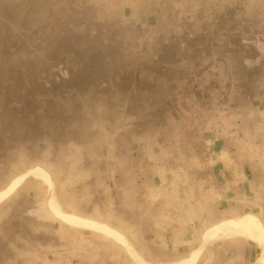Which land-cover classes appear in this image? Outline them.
I'll use <instances>...</instances> for the list:
<instances>
[{"label":"crops","instance_id":"crops-1","mask_svg":"<svg viewBox=\"0 0 264 264\" xmlns=\"http://www.w3.org/2000/svg\"><path fill=\"white\" fill-rule=\"evenodd\" d=\"M62 4L66 5L61 7L63 10L54 8L47 13V40L38 44L40 55L35 54L31 63L21 58L22 44L1 47V57L13 55L19 59L0 61V84L3 82L7 88L0 91V150L26 141L47 124L46 148L51 156H36V161L51 163L53 172L58 169L61 176L40 165L30 166V161H24L17 179L6 174L5 181L0 182V198L14 183L21 182L0 201V224L10 222L19 207L24 206L20 211L29 213L30 220L41 230L33 236V252L38 256L44 250V259L50 264H140L129 248L149 264L145 260L155 256L146 252L164 239L166 245L174 246L171 264L189 263L195 257V264H254L260 257L259 247L247 237L211 241L201 250L206 235L227 224L220 221L208 225V218L196 219L202 211L212 212V208H206L207 203L202 208L199 199L188 204L183 199L177 204V212L194 214L191 231L186 232V220L179 217L177 225L167 224L161 241H151L147 232L149 220L145 218L146 242L131 237L129 223L124 222V229L118 230L84 218L82 213L91 211L90 207H75L68 200L73 192L69 181L77 180L76 186L90 175L83 170L72 175L75 163H90L93 168L110 165L111 172L103 173V178L111 175L113 179L101 186L110 193L120 190L121 195H136L139 174L135 166L141 156L138 149H152L157 137L163 139L164 133L212 132V125L205 120L227 112L232 96H240L242 101V108L237 104L234 112L248 118L243 120L247 126L253 123L251 116L259 118V131L264 133V0H65ZM253 101L259 107L256 115L249 108L255 105ZM159 103H163V109L157 108ZM219 106L224 109L218 110ZM233 114L227 112L225 116L231 119ZM159 116L163 121L158 120ZM194 118L200 122L187 125ZM107 133L112 137H107ZM109 138L115 144H110L115 147V159H105ZM124 147L133 151L129 159H122ZM68 163L71 172L67 171ZM91 166L84 169H92ZM28 177L53 191L47 195L48 208L39 204L26 207L24 200L35 197V192L22 198L19 192L26 182L19 186ZM185 189H179V195L185 197ZM15 191L18 195H13ZM232 200L229 197L224 202L228 205ZM118 203L115 201L114 209L122 212ZM99 209L107 211L103 204ZM161 210L166 213L170 209L164 204ZM58 213L70 221L108 228L122 235L126 244L68 223ZM171 222L174 224L175 220ZM254 222L264 230L259 220ZM246 224L248 221L226 229L234 233ZM203 227L206 230L201 238ZM43 229L50 235L43 234ZM13 245L20 248L17 243ZM123 249L135 263L124 255ZM13 254L10 260L0 255V264L24 263L25 257Z\"/></svg>","mask_w":264,"mask_h":264},{"label":"rangeland","instance_id":"rangeland-1","mask_svg":"<svg viewBox=\"0 0 264 264\" xmlns=\"http://www.w3.org/2000/svg\"><path fill=\"white\" fill-rule=\"evenodd\" d=\"M62 1L65 2V0H56V3H51L49 0H0V51L1 47L6 44L17 43L18 46L22 44L21 58L31 63L35 54L40 55L38 44L45 43L47 40V24L49 22L47 13H51L54 8L66 7L62 4ZM4 47L2 50L5 51L6 48ZM3 59L10 61L19 58H14L13 55L12 57L0 56V61ZM214 63L215 61L211 62V65H208L205 71H208ZM1 69L2 65H0V73L2 74ZM31 79L27 78V81H31ZM6 89L5 84L2 82L0 91H6ZM232 97L233 101L230 103V109L227 112L229 114L233 112V118L227 119L228 117L225 116L227 112H225L223 115L207 117V120H205V122L212 125V132L164 133L163 139L161 136L157 137L152 149L147 151L142 148L138 149L141 156L138 158L137 166H135L139 174V189L136 195L126 196L123 192L121 195L120 190H117L116 193H110L109 190H105V186H101V183L103 185V183L113 179L111 175L110 178H103V173L108 174L111 172L110 165L100 164V168L96 166L93 168L90 163H75L72 169L74 174L71 173L72 175H75L78 170L89 172L90 175L85 177L83 181L81 180L82 182L76 186L77 180L71 179L69 181L73 192L68 202L73 203L75 207L79 206V208L90 207L91 211L84 210L82 216L111 228L123 230L124 222L127 225L129 223L133 231L131 237L133 239H143L145 242L148 237L145 235L143 228L146 223L145 218L147 221L149 220L147 232L149 233L148 240L151 241L152 239L161 241L163 232H167V224L177 225L179 217H184L183 219L186 220V226L184 227L186 232L191 231L194 225V214L192 212H186V214L177 212V204L179 200L181 203L183 199L186 204L190 203L191 200L199 199L201 203L203 202L202 208L205 207L206 203V208H212V212L202 211L200 215H196V219L199 220L208 218L211 221L208 222V225L225 221L222 224H227L225 228L231 229L240 225L241 222L255 223L254 221L259 220L264 226V133L259 131V118L254 119L251 116L250 120L253 123L247 126L248 123L243 120H248V118L234 112L236 111L235 105L239 104L242 108L240 105L242 101L240 96ZM253 104L255 105L249 107L250 112L256 115L259 111L257 101H253ZM223 107L216 108L220 110L221 108L224 109ZM157 108L163 109V103L157 104ZM15 117L21 119L17 113H15ZM159 117L158 120L163 121V117ZM43 120L47 121L44 117ZM154 120L156 121V118ZM199 122L194 118L187 125H196ZM46 123L49 124V122ZM47 127L48 125L45 124L42 126L43 131L40 133L31 134L33 137L26 138V141H18L14 147L0 150V158H3L0 159V182L5 181L6 174L8 176L11 174V177L16 176L17 179V176L19 177L22 173L24 161L27 164L30 161V166L40 165L46 171L53 172L51 163H45L46 160L44 162L36 161V156H43L47 159L48 156H51L49 149L46 148V143L49 142L46 137L49 135L44 129H47ZM109 133H107V137L114 136L113 133H110L112 136ZM38 134H41L40 138ZM1 139L0 135V141ZM110 144L115 145L112 138L106 144L105 159L116 158L114 156L115 147H110ZM121 150H123L122 159H129L133 153L130 148L124 147ZM117 159H120V157H117ZM69 166L70 170L67 171L71 172L70 163H68ZM87 166H91L92 169H84ZM64 171L63 168L62 172ZM184 173L186 176H183ZM67 174L64 173L63 175ZM53 175H59L60 177V170L57 169L56 172H53ZM72 175L70 176L72 177ZM11 182L9 181V184ZM23 185L25 186L19 192L22 194L20 197H27V193L31 192L33 194L35 192L33 194L35 197H30L31 200H24L26 207L29 204H33L32 206L39 204L41 207L48 208L47 195L48 193L52 194L53 191L48 190L44 183L31 177L26 178V181L19 188ZM184 186L186 187L185 197L181 193L179 195V189H183ZM16 191L13 195L17 194ZM190 192L192 196L189 194ZM220 195H227V198L232 197L233 200L229 201L227 205L224 202L227 198ZM115 201L117 203L119 201V206L124 209L122 212L114 209ZM102 204L107 208V211L99 209ZM164 204L168 205L170 209L166 213L161 210V206ZM23 207L21 205L19 209L21 210ZM20 210L18 214L12 216L10 222L0 224V255L4 254L6 259L10 260L13 252V255L19 254V257H25L23 258V264H36L37 262L38 264H50L49 261L44 259V255L47 254L44 250L38 256H36L35 251L33 252L35 246L33 236H37V232L41 230L34 225L33 220H30L29 213ZM78 216H81V213ZM243 218L249 220H242ZM173 220H175L174 224L171 222ZM206 227L209 228V226ZM206 227H203L200 232L201 238ZM42 233L45 234L44 229ZM90 233L92 232L90 231ZM174 234H177V232ZM127 235L130 236V233L127 232ZM119 242L123 243L122 241ZM13 243H17L20 248L17 249L18 246H14ZM115 243L120 245L117 242ZM162 244L158 243L151 246L150 249L148 248L149 250L146 253L155 256V259H144L147 263L171 264L174 262L171 258L174 246L172 243L170 246L166 245L165 239ZM207 246L203 249L205 250ZM215 247L218 246L215 245ZM258 247L257 254L260 256L261 250L259 245ZM123 248L125 247L123 246ZM152 248L154 249L151 250ZM123 250L127 258H132L126 249ZM255 260L254 264H256L257 258Z\"/></svg>","mask_w":264,"mask_h":264},{"label":"bare ground","instance_id":"bare-ground-1","mask_svg":"<svg viewBox=\"0 0 264 264\" xmlns=\"http://www.w3.org/2000/svg\"><path fill=\"white\" fill-rule=\"evenodd\" d=\"M43 179H46L45 181L49 182V179H47L45 176H41ZM21 181H18L16 183L13 184V186L3 195V197L0 198V201L6 197L12 190H14ZM62 214V213H61ZM59 217H61L62 219H64V221L68 222V223H74L75 225H81L84 226L88 229L94 230V231H98L101 233H104L106 235H108L109 237L118 240V241H122L123 244H126V241L123 237H121L122 235H117L116 233H114L112 230L105 228V227H99L96 225H92V224H85V223H77L74 221H70V219H67L66 217H63L62 215H60V213H58ZM235 237H247L250 238L251 240H253L254 242H256L259 246H260V250H261V254L259 259L257 260L256 264H264V230L262 227L257 226L255 223L250 222L248 224H246L242 229L231 233L230 231H228L226 228H217L214 231L210 232L208 235H206L204 241H203V247L201 248V250H203V248L210 243L211 241H222V240H228V239H232ZM128 245V243H127ZM130 246V245H129ZM131 253L133 254V256L136 258V260L140 263V264H145L141 258H139L137 256V254L135 252H133V250L131 248H129ZM201 251L198 252V254ZM197 256V255H196ZM196 259L197 257H195L192 261H190L189 263H183V264H195L196 263ZM135 260V259H134ZM136 261V262H137Z\"/></svg>","mask_w":264,"mask_h":264}]
</instances>
